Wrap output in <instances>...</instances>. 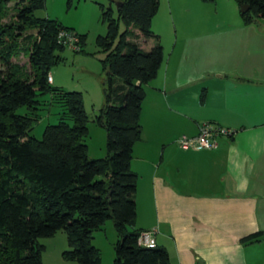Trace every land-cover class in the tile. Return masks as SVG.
I'll return each instance as SVG.
<instances>
[{"label":"trees","instance_id":"16d2710c","mask_svg":"<svg viewBox=\"0 0 264 264\" xmlns=\"http://www.w3.org/2000/svg\"><path fill=\"white\" fill-rule=\"evenodd\" d=\"M108 1L117 2V17L110 4L99 5L106 34L95 41L104 55V106L95 123L105 129L107 156L90 159L82 94L48 82L51 70L64 61L59 32L78 37L80 51L73 53H85V36L37 17L45 0H0V63L7 68L0 73V264H43L44 246L38 240L59 231L67 237L64 261L102 264L92 242L108 221L118 236L113 264H170L164 248L138 245V175L131 169L134 145L142 137L144 87L156 78L164 57L159 36L151 30L159 0ZM234 1L239 8L249 7L240 14L244 25L264 20V0ZM136 39L154 45L145 51ZM20 56L27 57L29 71L11 64ZM44 95L63 112L36 140L29 134L50 103L40 99ZM258 238L253 234L242 242Z\"/></svg>","mask_w":264,"mask_h":264},{"label":"crops","instance_id":"0c3cea01","mask_svg":"<svg viewBox=\"0 0 264 264\" xmlns=\"http://www.w3.org/2000/svg\"><path fill=\"white\" fill-rule=\"evenodd\" d=\"M230 9L216 24L183 14L167 51L152 20L164 57L144 87L132 153L135 229L155 230L170 264H264V20L244 25L239 7ZM174 13L177 0H168V19ZM136 40L145 51L154 45ZM202 124L232 136L213 150L181 149L177 139Z\"/></svg>","mask_w":264,"mask_h":264},{"label":"rangeland","instance_id":"374dc122","mask_svg":"<svg viewBox=\"0 0 264 264\" xmlns=\"http://www.w3.org/2000/svg\"><path fill=\"white\" fill-rule=\"evenodd\" d=\"M109 4L113 10V16L116 18L118 4L108 0H45V9L36 12L37 17L56 20L63 26L72 29L76 34L85 36V53H73L66 49L62 54L63 63L54 67L49 75L54 80L52 82L54 87H59L66 92L82 94L84 108L89 118L86 145L90 159H103L107 156L105 129L95 123L96 116L104 106L103 75L99 61L104 55L98 51L95 41L98 36L106 34V24L101 20L99 5L108 7ZM231 4L237 5L234 0H229V3L228 0H212L206 1L205 4L200 2L189 4V0H177L179 13H174L173 20L170 17L168 19V0H159L158 12L155 15L157 21L154 23L153 29L161 33V44L167 51L169 40L172 41L175 31H179V18L182 22L183 14L192 20L202 19L210 24H216L223 18L231 17ZM161 20H165V23H161ZM123 30L124 26L120 22V32ZM129 40L133 41L134 39L130 38ZM11 64L23 67V71H29L28 59L25 56L13 59ZM6 70L7 68L0 63V73H4ZM40 99L50 103L40 112L41 118L29 134V137L36 140L42 138L48 125H56L59 122L60 114L63 112L60 105L51 102L50 95L41 96ZM67 122L72 124L70 120ZM117 239L118 236L111 221L106 222L101 230L94 233L92 244L100 250L102 264H113L114 245ZM38 242L44 246L43 264H76L62 259V253L68 250L67 237L64 232L59 231L53 237L39 239Z\"/></svg>","mask_w":264,"mask_h":264},{"label":"built area","instance_id":"2783aa9c","mask_svg":"<svg viewBox=\"0 0 264 264\" xmlns=\"http://www.w3.org/2000/svg\"><path fill=\"white\" fill-rule=\"evenodd\" d=\"M58 42L66 49L74 52L80 51L79 39L72 32L60 31ZM51 82V78H48ZM232 133L226 129L213 126L211 124H202L199 127L198 134L193 137L181 136L177 139V145L183 150L204 151L216 148V138L220 136L228 137ZM155 230L142 231L138 238V245L144 248L156 247Z\"/></svg>","mask_w":264,"mask_h":264},{"label":"water","instance_id":"95a60500","mask_svg":"<svg viewBox=\"0 0 264 264\" xmlns=\"http://www.w3.org/2000/svg\"><path fill=\"white\" fill-rule=\"evenodd\" d=\"M249 10V7L247 5H242L240 7V14H243Z\"/></svg>","mask_w":264,"mask_h":264}]
</instances>
